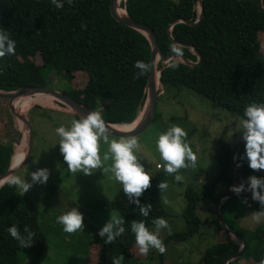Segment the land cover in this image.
Masks as SVG:
<instances>
[{
    "label": "trees",
    "instance_id": "trees-1",
    "mask_svg": "<svg viewBox=\"0 0 264 264\" xmlns=\"http://www.w3.org/2000/svg\"><path fill=\"white\" fill-rule=\"evenodd\" d=\"M109 1L73 0L71 5L65 3L63 8L57 9L50 0H0V28L7 30L16 44L13 56L0 58V90L52 86L46 78L50 71L63 76L67 82L81 73L86 75L83 84L78 87L68 85L61 91L89 109L100 111L109 123H132L143 108L148 75L147 71L137 78L133 64L137 60L148 64L151 48L143 33L112 17ZM202 3L203 17L198 24L177 22L171 28L172 38L195 47L202 54V62L191 67L171 59L164 64L160 77L163 95L168 94L174 100L180 89L187 88L207 99L212 106L241 118L249 103L264 102V50L260 41V35L264 34V12L257 0H202ZM120 6L133 19L154 31L163 58L180 53L192 61L197 60L188 47L171 40L168 32L176 19H197L199 0H125L120 2ZM160 64L161 61L158 66ZM51 99L47 98L45 103H51ZM25 102L21 98L13 105L20 110ZM37 107L35 109L45 118L50 112H55ZM69 115L80 119L74 113ZM161 115L157 107L153 122L158 121ZM52 117L50 115L48 119L56 123ZM29 121L31 123V118ZM0 125L6 128L5 134L11 138L0 141L1 174L10 166L14 144L19 139L4 112L0 114ZM31 125L33 129V123ZM219 145L214 156L218 169L213 179L199 189L189 185L184 192L186 207L182 214L185 228L172 231L163 241L168 249L171 241L183 242L193 237L200 223L197 209L204 208L207 201L211 204L213 215L208 222L215 224L217 241L200 253L197 262L188 260L185 264H224L240 246L228 238L214 213L219 194L234 185L231 153L236 144L220 140ZM243 151L244 144L237 162H241L245 175L264 176V170H251L247 161L240 159ZM160 167L150 175V187L139 197L142 204H152L149 217L141 216L122 189L118 190L106 205L124 218L125 233L110 244L96 232L88 235L82 262L89 249L97 251V264H132L133 259L147 256L142 257L139 252L130 224L133 220H144L150 229L154 219L168 216L160 199L162 190L157 187L159 182H166L167 173L162 165ZM241 199H247L248 205H242ZM230 201L235 202L229 204ZM246 206L264 213V207L253 201L250 194L227 198L220 206L221 217L228 227L244 237L247 243L241 256L228 264H240L244 258L252 260L251 264H260L264 258V223L252 230L243 229L236 222L238 214L230 213V209H234L241 214ZM13 225L21 232L27 226L36 233L30 246L21 248L9 235L8 228ZM47 243V233L41 228L39 211L33 201L5 182L0 187V264L34 262L43 256ZM59 244L60 250L63 245L75 247L62 241ZM164 255L159 253L160 264L164 262Z\"/></svg>",
    "mask_w": 264,
    "mask_h": 264
},
{
    "label": "rangeland",
    "instance_id": "rangeland-1",
    "mask_svg": "<svg viewBox=\"0 0 264 264\" xmlns=\"http://www.w3.org/2000/svg\"><path fill=\"white\" fill-rule=\"evenodd\" d=\"M260 41L264 50V34L260 35ZM46 78L52 83V86L49 85L50 87L63 90L68 88V85L80 86L85 81L86 75L76 74L71 82H67L63 76L56 75L50 71V73H47ZM159 90L161 91V89ZM179 91L178 97L173 100L170 95H163L164 92L162 90L160 95L163 96L158 99L157 105L162 113L161 118L153 122L141 135L132 137L139 144L135 154L149 175H152L157 170L158 164L162 166L164 164L156 151L155 142L158 134L164 132L172 125L180 126L185 131V142L189 144L197 157L195 167L189 164L188 167L180 169L178 173L166 174V183L169 189L162 190L160 199L165 206V211L168 213V216H163L162 218L166 219L170 225L171 232L185 228V218L182 213L186 207L184 192L188 186L192 185L193 188H196V186L201 185L199 181L204 180V184L209 183L216 174L218 164L214 156L220 147L219 141L223 140L236 144L241 139L240 133L234 131L238 125L239 118L233 117L224 109L212 106L207 99L195 95L187 88H182ZM2 100L0 102V105H2L0 110L5 113L8 122L18 133L17 138L19 140L14 144L15 152L23 142L21 141L23 129L20 121L9 112L8 100ZM46 101L42 99L39 101L40 103L27 105L21 113H25L31 118L34 143L30 159L15 175L25 176L26 182H30V172H34L39 168H46L49 171V179L45 184H34L23 194L30 198L38 209L39 222L43 231L47 233L48 240L43 256L28 264H97V251L91 249H89L90 251L85 261L82 262L81 257L85 255L83 248L87 245L88 235L93 234V232L98 233L100 228L110 218V214H118L116 210L106 204L109 203L118 190L122 189V185L114 180L110 172H102L101 169H96L91 175L69 172L59 152V145L57 144L59 137L56 135L55 129L61 125H70V120H73L74 117L65 116V114H71L70 108L59 105L54 99H52L51 103H45ZM37 106L41 107V109L61 112H50L48 114V118L50 115L53 116L52 118H55L56 123L54 120L50 121L51 119L41 116L35 109ZM31 110L34 111L32 112ZM140 116L141 112L137 119ZM129 124L131 123H125L126 126H129ZM5 133L6 128L0 125V141L5 142L6 139H11ZM107 136L109 140L128 139ZM22 146L25 150L24 142ZM107 151L108 144L101 139L99 142L101 158ZM110 165V159L103 162L104 168H108ZM176 174L182 176L181 181L174 179ZM71 207H77L78 211L83 215L82 233H65L62 227L56 223L57 215ZM230 213L232 215L239 214L234 209H230ZM197 214L200 218V223L195 235L183 242L171 241L168 249L165 248L163 264H185L188 260L197 262L200 253L217 241L215 224L211 221L208 222L209 217H212L213 214L203 208H198ZM242 228L246 229L245 226H242ZM150 230H154V225L150 227ZM168 234L169 232L166 229H161L159 238L164 241ZM59 241L72 243L75 247L63 245L60 250ZM95 247L98 246L95 245ZM133 260L132 264H160L159 252L155 249H150L145 258H135ZM239 263L251 264L252 260L244 258Z\"/></svg>",
    "mask_w": 264,
    "mask_h": 264
},
{
    "label": "clouds",
    "instance_id": "clouds-1",
    "mask_svg": "<svg viewBox=\"0 0 264 264\" xmlns=\"http://www.w3.org/2000/svg\"><path fill=\"white\" fill-rule=\"evenodd\" d=\"M50 3L57 9H61L65 3L71 5L73 0H50ZM15 48V41L10 38L7 30L0 28V58L13 56ZM168 61L165 62L168 63ZM133 67L136 69L137 78L149 70L148 64L140 60L135 61ZM70 121V125H61L55 129L56 135L59 137L57 143L59 152L69 172L85 175H91L96 169L110 172L114 180L122 185V191L127 200L136 206L141 216L148 218L152 211V204L147 202L142 204L139 197L150 187L152 176L148 174L135 154L139 148L138 141L135 138L109 140L105 121L100 111H91L78 120ZM234 131H238L244 141V151L240 159L246 160L247 166L251 170H264V102L249 103ZM185 137V131L177 125L170 126L157 136L156 151L164 162V171L170 175L178 173L180 169L188 167L189 164L193 167L196 166L197 157L189 144L185 142ZM101 139L108 144V151L103 158L99 154ZM109 159L111 160L110 167L104 168L103 162ZM160 166L158 164L157 168H161ZM30 177V182H26L25 176L13 174L8 177L6 183L24 194L34 184H45L49 179V171L46 168H39L30 172ZM174 179L181 181L182 176L176 174ZM157 187L164 190L168 185L166 182H159ZM229 190L237 196L248 192L253 201L259 202L260 206L264 207V176L249 175L245 182L232 185ZM241 204L248 205L247 199H241ZM261 218V215L253 217L257 223ZM82 221L83 215L77 207H71L56 217V223L68 234L82 233ZM124 224L125 220L122 216L112 213L100 228L98 235L105 238V243L110 244L125 233ZM152 224L154 230H150L144 220H133L130 224L135 244L139 252L145 256L148 255L150 249H155L163 254L166 249L162 239L159 238L160 230L166 229L171 233V227L164 218L157 217L152 221ZM8 233L21 248L30 246L36 236V233L27 226L23 228L22 232L17 226H10ZM260 264H264V258L261 259Z\"/></svg>",
    "mask_w": 264,
    "mask_h": 264
},
{
    "label": "water",
    "instance_id": "water-1",
    "mask_svg": "<svg viewBox=\"0 0 264 264\" xmlns=\"http://www.w3.org/2000/svg\"><path fill=\"white\" fill-rule=\"evenodd\" d=\"M122 0H110L109 1V8L110 13L112 17L123 23L124 25L133 28L141 33H143L149 43H150V57H149V70L148 75L146 79L145 89H146V98L143 105V108L141 110V116L138 118H135L134 121L137 120V123L129 128V129H118L115 127V124L117 123H109L105 119V125L107 129V135L117 137V138H132L141 135L144 133L148 127L153 123L156 109H157V102L158 97L162 93L163 85L161 82V73L164 68V64L166 60L175 59L177 61L183 62L184 64L194 67L199 65L202 62V54L193 46L187 44V43H181L179 41H176L171 36V28L173 24L177 22H184L188 25H196L198 24L203 17V3L202 0H199V15L196 20L192 21L189 19H180V20H174L169 28V38L173 40L175 43L183 45L185 47H188L197 57L196 61L190 60L188 57H186L183 54L175 53L167 58H163L161 54V49L159 47L157 37L154 33V31L145 23L137 21L133 19L130 15L127 14L125 8L120 7V2ZM125 1V0H123ZM257 4L259 8L264 12V3L263 0H257ZM159 61H161L160 66H158ZM161 85V87L158 86ZM161 89V91L159 90ZM37 94H42L45 96H50L52 99L56 100L57 102L63 104L67 108H70L71 113L76 114L78 117L86 116L88 112L93 111L92 109H89L79 101H77L75 98L71 97L70 95L66 94L65 92L55 89L50 86H23L15 90L11 91H4L0 90V99H6L8 100V110L11 113V115L15 116L18 120H20L23 124L24 130L22 132V140L25 143V155L24 158L15 166H10L6 171L0 174V187L7 181L8 177L16 174L19 170H21L28 160L30 159L32 155L33 150V133H32V125L29 121V118L27 115L19 113L14 105L13 102L19 98L27 97V96H34ZM24 134V135H23ZM244 144V141L242 139H239L234 146V149L231 153V161H232V183L234 185H239L241 182H245L247 176L241 169V162H237V158H239L240 155V149L242 145ZM250 193L244 192L241 193L240 196H248ZM237 195L232 193L229 189L226 191H223L219 194L217 197L215 204H214V213L216 218L218 219V222L220 223L221 227L227 234L228 238L232 239L235 243L239 244V248L236 253L228 256L224 262V264H228L230 261L235 260L241 256V254L245 251L247 243L246 239L242 237L241 235L235 233L231 228L228 227L224 219L221 217L220 214V206L223 202V200L231 197H236Z\"/></svg>",
    "mask_w": 264,
    "mask_h": 264
},
{
    "label": "crops",
    "instance_id": "crops-1",
    "mask_svg": "<svg viewBox=\"0 0 264 264\" xmlns=\"http://www.w3.org/2000/svg\"><path fill=\"white\" fill-rule=\"evenodd\" d=\"M55 112L56 113H61L59 111H55ZM62 114H65V113H62ZM67 115H69V113L65 114V116H67ZM204 181H199V182H201V185H204ZM200 186H196V187L199 189ZM167 189H169V188L167 187ZM225 201H226V199L223 200L222 203H224ZM234 202L235 201H230L229 204H232ZM162 205H163V208L165 210V206H164L163 203H162ZM210 207H211V204H209L208 201H207V203L204 204V208L203 209L206 210L207 212H211L212 213V210H211ZM255 215H261L262 216L261 220L258 223L253 219V217ZM235 219H236V222L238 223V225L240 227L245 226L246 229L252 230V229L256 228L257 226L261 225L262 223H264V213L252 210L250 207L246 206L244 208L243 212H241V214H238Z\"/></svg>",
    "mask_w": 264,
    "mask_h": 264
},
{
    "label": "bare ground",
    "instance_id": "bare-ground-1",
    "mask_svg": "<svg viewBox=\"0 0 264 264\" xmlns=\"http://www.w3.org/2000/svg\"><path fill=\"white\" fill-rule=\"evenodd\" d=\"M158 86L160 87L159 83H158ZM24 100H28L27 102H25L21 107H20V110H17L19 113H22V108L27 104V105H33L35 103H40L39 101H41L42 99H47V98H52L50 96H45V95H42V94H37V95H34V96H27V97H23ZM21 99V98H19ZM18 99V100H19ZM17 100H15L14 102H16ZM52 101V99L50 100ZM13 102V103H14ZM29 102H31L30 104H28ZM138 120V119H137ZM137 120L134 121V123L132 122L131 124H129V126H126L125 123H121V124H115V127H117L118 129H129L131 127H133L136 123H137ZM20 121V120H19ZM20 125L22 126V129L24 130V127H23V124L22 122L20 121ZM24 135V134H23ZM24 155H25V151H24V147H22L21 145L16 149V151L14 152V154L12 155V159H11V164L12 166H15L17 165L23 158H24Z\"/></svg>",
    "mask_w": 264,
    "mask_h": 264
}]
</instances>
